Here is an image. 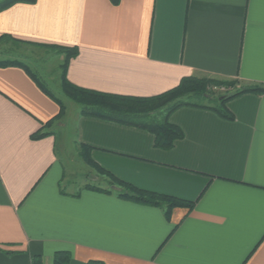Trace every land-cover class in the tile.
<instances>
[{
    "label": "crops",
    "instance_id": "obj_1",
    "mask_svg": "<svg viewBox=\"0 0 264 264\" xmlns=\"http://www.w3.org/2000/svg\"><path fill=\"white\" fill-rule=\"evenodd\" d=\"M2 36L77 48L68 80L106 94L158 96L193 76L264 87V0H37L0 11ZM227 107L233 120L177 109L170 121L184 137L164 150L151 132L79 107L57 119L59 105L23 68L0 67V264H54L57 251L69 264H264V93ZM64 118L96 165L193 208L167 218L119 187H64ZM40 130L52 135L33 139Z\"/></svg>",
    "mask_w": 264,
    "mask_h": 264
},
{
    "label": "trees",
    "instance_id": "obj_2",
    "mask_svg": "<svg viewBox=\"0 0 264 264\" xmlns=\"http://www.w3.org/2000/svg\"><path fill=\"white\" fill-rule=\"evenodd\" d=\"M114 5H118L121 0H111ZM37 0H2L0 2V11H3L17 3L35 4ZM12 44L13 47L33 46L42 49H55L57 53L64 56L63 62L59 65L60 87L70 101L74 102L80 108L81 115L97 117L121 123L128 126L141 128L151 132L155 137L156 147L168 150L174 147L178 140L184 137L183 130L170 121V116L177 109L184 106H195L213 110L217 115L226 120H233L234 114L227 107V103L244 93L263 94L264 87L260 85L241 86L239 80H221L208 77H186L180 84L158 96L153 97H135L120 96L101 93L72 84L67 78V69L69 62L78 54L77 48H68L54 45L36 44L27 41L18 40L10 36L0 38V46ZM10 53H16L10 50ZM18 66L23 68L41 87V89L53 98L59 105L60 112L57 116L62 118L67 111V105L62 98H59L47 88V83L34 71L26 62L17 58L0 59V67ZM49 87V86H48ZM225 88V92L219 89ZM52 135V133H43L40 130L32 136L33 139H41ZM82 159L90 166L94 167L100 173L106 175L111 180V188L103 189L101 187L87 184L84 188L111 193L112 187H119L118 196L122 199L131 200L137 203L155 206L165 209L167 218L176 207L192 209L194 202L186 201L174 196L159 194L156 192L142 190L130 183L120 180L113 174L96 165L91 159V148L80 146ZM71 254L68 251H57L54 254V264H69ZM32 264H43L40 256H34ZM87 264H105L100 260H90Z\"/></svg>",
    "mask_w": 264,
    "mask_h": 264
},
{
    "label": "rangeland",
    "instance_id": "obj_3",
    "mask_svg": "<svg viewBox=\"0 0 264 264\" xmlns=\"http://www.w3.org/2000/svg\"><path fill=\"white\" fill-rule=\"evenodd\" d=\"M11 45L4 44L0 46V59L17 58L26 62L34 71L36 70L40 74L50 89L65 101L68 110L72 106L75 109H79L78 105L65 97L60 87L61 70L58 66L63 62V55L57 53L55 49H42L33 46L13 47ZM10 50H14L16 53H10ZM219 90L220 92L226 91L225 88ZM59 121L56 132H58L59 157L65 165L66 170L63 179L64 187L70 184L68 188L76 190L78 188H84L87 184H91L101 188H111V180L102 178L103 176L98 175L94 167H92L93 169L90 168V165L82 159L80 155L82 150L78 146L74 134H72L71 130L70 132L66 130L65 118Z\"/></svg>",
    "mask_w": 264,
    "mask_h": 264
}]
</instances>
